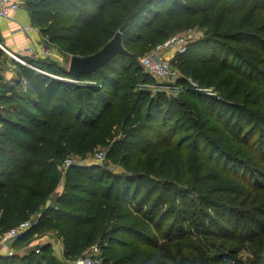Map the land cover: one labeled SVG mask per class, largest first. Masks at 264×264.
Segmentation results:
<instances>
[{"label":"trees","instance_id":"1","mask_svg":"<svg viewBox=\"0 0 264 264\" xmlns=\"http://www.w3.org/2000/svg\"><path fill=\"white\" fill-rule=\"evenodd\" d=\"M25 7L67 60L118 30L127 53L76 78L67 63L23 64L0 47V235L37 215L0 264H66L93 244L101 264H264V0ZM194 24L205 33L171 60L181 71L176 93L152 90L137 57ZM101 147L117 168L72 160L61 170ZM49 229L62 259L51 243L27 248Z\"/></svg>","mask_w":264,"mask_h":264},{"label":"built area","instance_id":"2","mask_svg":"<svg viewBox=\"0 0 264 264\" xmlns=\"http://www.w3.org/2000/svg\"><path fill=\"white\" fill-rule=\"evenodd\" d=\"M19 7V4L17 2L11 1V0H0V18H6L9 16L10 12L12 10H15ZM188 41H191V35L187 36ZM187 42V41H186ZM185 42V43H186ZM176 46L171 44L169 40H166L163 44L158 45L157 47H154L150 49L147 53L142 55L139 58V64L143 68V70L147 73H149L152 77L158 79V80H171V81H177L180 77V74H178L171 66L170 60L166 54V52L169 49L176 50ZM48 46L43 45L41 46L40 50L33 55L36 56L38 53L46 54L48 52ZM29 53H33L32 48H28ZM12 57L23 64H26V62L22 59V55L20 52H16L12 55ZM190 84L198 91L208 93V90H204L203 88H199L196 85H194L192 82ZM150 86V85H148ZM160 87V86H157ZM168 88L170 89H177L175 88V85H170ZM1 108V105H0ZM104 159V153L101 150H98L94 154V160L95 161H102ZM72 159L66 158L63 162V167L68 166L71 164ZM31 225V220H26L24 222H21L17 224L16 226H13L9 229H7L5 232H3L1 238H0V245L2 244V248H4L5 252L3 254L10 255L14 253V249L11 247V242L25 229H27ZM100 248L97 246V244H93L86 248V250L79 256L68 260L66 264H101L100 259ZM35 251H38L36 249Z\"/></svg>","mask_w":264,"mask_h":264},{"label":"rangeland","instance_id":"3","mask_svg":"<svg viewBox=\"0 0 264 264\" xmlns=\"http://www.w3.org/2000/svg\"><path fill=\"white\" fill-rule=\"evenodd\" d=\"M26 1V0H25ZM205 33V27L204 26H200L198 24H194L193 26H190V27H187L186 29H183V30H180L178 32H176L175 34L171 35L170 37H168L166 40H169L171 42V44H173L174 46H176V50H172V49H169L166 54L170 60V63H171V66L172 68L178 73V74H181V71L178 69V67L176 66L175 63H172L171 60L174 56L175 53L177 52H180L181 50H183V48H185V46L191 42V41H194V40H197L199 39L203 34ZM188 35H191V41H188V38L187 36ZM165 40V41H166ZM43 44H44V40H42ZM164 41V42H165ZM187 41V42H186ZM164 42L160 43V44H163ZM186 42V43H185ZM158 44V45H160ZM158 45H155L151 48H148L147 50L141 52V54L137 57V61H138V64H139V58L144 55L145 53H147L150 49L154 48V47H157ZM43 46V45H42ZM45 46V44H44ZM3 50L5 51V53L9 56V59L11 60H15L12 55L15 54L14 52H11L7 49H4V47H2ZM48 52L46 54H42V53H38L36 55V58H44V57H50V58H54L55 60H57L59 62V64H62V65H66L67 63V58L65 56L64 53H62L61 49L57 46V44L55 43H50V46L48 47ZM23 59V57H22ZM16 61V60H15ZM140 65V64H139ZM143 69V68H142ZM8 71L10 72L9 74V79L12 78L13 76V71L11 69H7L5 70V72ZM5 72L3 73L5 75ZM153 80H154V83H152L149 87L152 89V90H164V92L167 94V95H171L172 93H176L174 90L175 89H170L168 88L170 85H175V88H178L176 85H178L177 81H171V80H158L154 77H152ZM8 79V80H9ZM194 85H197L200 86L199 88H203L204 90H208L207 92H210V95H215V93H217L214 89H213V86H209V85H206V84H199V83H195L194 81L192 82ZM157 86H160V87H157ZM98 150H101L103 151L104 153V159L102 161H95L94 160V154L98 151ZM97 151H94L93 154L91 155H88L84 158H79V157H74V156H70L72 160H76V161H84V162H89V161H93V162H97V163H100V164H107L108 166H110L111 168H117V166H115L114 164H112L108 158H106V151H107V147H101V148H98ZM61 167V170H63V165L61 164L60 165ZM34 218H37V215L35 216H31L30 219L31 220H34ZM3 234V233H2ZM2 234L0 235V238L2 236ZM53 237V238H52ZM54 238H57L56 237V233L51 229L49 230H44V231H41L39 233H36L32 236V240L31 242L28 244L27 248L28 249H32V248H36L38 247L39 244H43V243H51V241H54ZM27 248H21L22 250L20 251H24L26 252ZM3 252H5L4 248H1L0 246V253L2 254ZM17 252H19V250H17ZM100 252V250H99ZM248 255V252L246 250H242L240 252V257L241 258H245L246 256Z\"/></svg>","mask_w":264,"mask_h":264},{"label":"crops","instance_id":"4","mask_svg":"<svg viewBox=\"0 0 264 264\" xmlns=\"http://www.w3.org/2000/svg\"><path fill=\"white\" fill-rule=\"evenodd\" d=\"M11 1L17 2L19 7L12 10L8 17L3 19L0 18V47H4V49L14 53L20 52L23 58L33 56L36 51L38 52L41 46L44 45L42 43V36L40 35L39 29L31 25L30 17L25 7V0ZM28 48H32L33 53H29ZM9 74L10 72H5L6 79H9L11 76V74L10 76ZM18 89H26L24 81L19 80L17 90ZM61 190L62 184L58 186L57 192ZM51 244L53 245L56 255L62 259V244L60 239L58 237L54 238ZM0 246L2 248V244ZM20 250L17 254L22 255L24 251Z\"/></svg>","mask_w":264,"mask_h":264},{"label":"water","instance_id":"5","mask_svg":"<svg viewBox=\"0 0 264 264\" xmlns=\"http://www.w3.org/2000/svg\"><path fill=\"white\" fill-rule=\"evenodd\" d=\"M122 46L120 30L97 51L86 56L71 55L67 63V71L78 78L81 74L94 71L115 54H126Z\"/></svg>","mask_w":264,"mask_h":264}]
</instances>
